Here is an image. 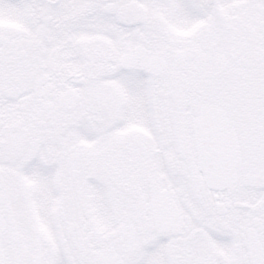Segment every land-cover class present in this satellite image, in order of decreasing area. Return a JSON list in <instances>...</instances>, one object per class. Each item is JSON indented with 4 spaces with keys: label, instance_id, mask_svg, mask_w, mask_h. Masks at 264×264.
<instances>
[{
    "label": "snow or ice",
    "instance_id": "1",
    "mask_svg": "<svg viewBox=\"0 0 264 264\" xmlns=\"http://www.w3.org/2000/svg\"><path fill=\"white\" fill-rule=\"evenodd\" d=\"M0 264H264V0H0Z\"/></svg>",
    "mask_w": 264,
    "mask_h": 264
}]
</instances>
